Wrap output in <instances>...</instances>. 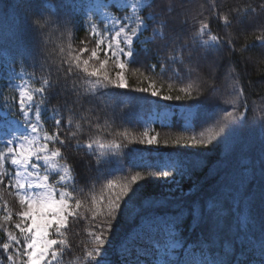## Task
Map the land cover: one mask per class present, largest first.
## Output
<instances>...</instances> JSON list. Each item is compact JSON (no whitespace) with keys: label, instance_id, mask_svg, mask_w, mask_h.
Returning <instances> with one entry per match:
<instances>
[{"label":"trees","instance_id":"obj_1","mask_svg":"<svg viewBox=\"0 0 264 264\" xmlns=\"http://www.w3.org/2000/svg\"><path fill=\"white\" fill-rule=\"evenodd\" d=\"M150 3L152 7L143 9L142 14L147 16L152 12L155 20L149 19V27L142 36L147 41L136 45V55L127 64L128 88L112 89L108 95L92 98L86 93L78 95L66 91L63 75L57 71L64 60L86 47L81 41H93L87 31L89 15L85 1L0 0V70L19 74L35 88L44 80L52 81L56 86L45 95L43 125L51 134L57 131L55 120L48 119L56 109V118L63 117L59 129L61 137L75 133L77 138L62 151L74 169L76 183L71 187L73 195L82 201L83 218L68 223L61 264H73L75 258L85 257L94 246L90 233L101 226L102 217L94 221L92 211L99 210L101 198L119 191L126 182L125 176L130 178L135 171H140L143 179L138 181L140 187L135 201L114 223L111 233L114 255L132 233L142 229L143 216L173 215L180 210L178 204L188 209L180 228L182 242L195 245L207 229L193 230L191 207L203 205L215 195L217 181L225 171H231L244 159L256 160L264 152V43L258 39L264 37V0H150ZM40 7H46L53 19L61 22L69 19L71 23L67 27L53 24L46 34L38 37L29 25V10ZM223 16H228L229 24L223 22ZM202 23L209 24V35L219 38L211 47L194 39ZM181 45L185 48L182 62L172 63L162 74L160 60L171 57L173 49ZM87 54L85 52L83 58H87ZM152 65H156L154 71ZM73 82L79 93L91 87L90 82L77 77L68 81L69 87ZM139 88H149V92L135 91ZM153 89L160 95L151 96ZM236 90L241 93L238 100ZM163 95H171L173 99L165 101L161 98ZM177 96L179 100L175 99ZM4 97H0V105ZM37 100L39 102L38 97ZM180 107L193 110L189 116L176 115ZM164 108L172 109L173 116L166 125L152 127L158 143L151 148L139 144L149 116ZM228 112L232 115H227ZM242 112H247L248 119L238 123ZM68 120L72 121L70 126ZM203 121L208 123L203 124ZM221 125H231L226 127L230 133L227 139L209 142V136ZM193 136L204 140L205 144L194 145ZM77 140L80 143L89 140L104 144L124 142L123 151L128 152L129 148L133 151L126 156L97 149L92 153L75 147ZM97 159L104 162L102 168H97ZM170 159L194 162L197 166L191 178L177 175L174 179H163L136 167L152 161L162 166ZM107 179L113 180V188L107 187ZM168 181L173 191L165 194ZM249 195L253 197L249 207H245L243 201L239 205L232 200L227 202L223 235L225 239L234 238L238 217L253 216L254 223L242 234L251 254L262 238L260 224L264 220V202L260 200L258 185L251 188ZM93 197L95 204L91 202ZM156 201L165 203L156 207L153 206ZM6 240L0 232V244ZM188 259L192 264H211L212 256L197 247V250L189 248L184 252L181 264H186ZM0 260H3L1 254Z\"/></svg>","mask_w":264,"mask_h":264},{"label":"snow or ice","instance_id":"obj_2","mask_svg":"<svg viewBox=\"0 0 264 264\" xmlns=\"http://www.w3.org/2000/svg\"><path fill=\"white\" fill-rule=\"evenodd\" d=\"M151 7L152 3L149 0H101L95 5L96 14L89 15L86 19L87 31L93 38L95 47L91 49L82 47L77 55L70 56L62 62V67L57 71L63 75L64 89L76 92L78 95L86 93L96 98L108 95L112 89L128 88L123 70L136 55V44L148 29L149 19L155 20L152 12L147 16L142 14L143 9ZM108 8L116 9L122 14L102 11ZM129 8L131 14L128 12ZM29 13V25L38 37L46 34L47 29L53 24L60 23L62 27H67L71 23L69 19L62 22L58 18L53 19L46 7H40L35 11L29 10ZM221 19L226 25L230 23L228 16H223ZM209 28V24L202 23L194 39H199L201 43L211 47L219 42V38L216 35L208 36ZM205 37L208 39L205 40ZM258 39L264 43V37ZM84 43L85 41H81V44ZM184 51L183 45L179 49L174 48L173 55L166 57L165 63L160 66L161 73L167 70L168 63H181ZM85 52L89 53L87 58H83ZM110 61L118 69L115 72V79L106 68ZM151 67L154 71L156 65ZM73 77L90 82L91 87L85 89L84 93H79L74 82L69 87L68 81ZM55 86L52 81L44 80L40 87L31 90L27 96L21 90L18 98H14L11 102L4 101V104L8 105L9 112L18 109L19 116L22 117V121H16L17 126L9 124L7 131L0 130V144L6 149L0 150V169H4L0 174V183L7 178L9 184L6 186L15 189L22 205V210L19 212L20 222L14 225L18 234L8 231L6 242L0 244V254L5 255L7 264H61L63 253L56 246L63 248L66 241L52 237L63 236L70 220L83 218L80 213L82 201L78 196L73 195L74 189L71 187L76 183L74 169L62 151L71 140L77 139L75 133L70 137H61L59 129L63 117L56 118L57 110L53 109L52 118L55 120L57 131L51 135L46 132L43 136L40 135L45 95ZM135 91L148 93L149 88H139ZM150 94L157 97L160 92L153 89ZM240 94L239 90L235 91L237 100ZM161 98L165 101L173 99L171 95H163ZM175 99L179 100L180 97L177 96ZM227 115L231 116L232 113L228 112ZM247 119V112H243L238 118V123H244ZM67 123L70 126L72 121L68 120ZM202 123L206 124L208 121ZM20 126L24 127V131H20ZM226 127L231 125H221L213 136H209V142L215 140L219 143L227 139L230 133L226 131ZM143 137L139 140L140 144L151 146L158 143L157 137L149 136L147 131L143 133ZM192 141L194 145L205 144L204 140H196L195 136L192 137ZM96 146L101 152L116 156H126L128 152L133 151L129 148L128 152H124L126 147L124 142L104 144L89 140L81 144L77 140L76 144L78 149L85 148L92 153H95ZM215 146L216 144H213V147ZM103 164V161L97 159V168H102ZM12 166L14 171L9 172L8 167ZM196 166L191 161L171 159L162 166L156 161L136 165L148 175L163 179L169 177L174 179L177 175L191 178ZM141 179L143 177L140 171H135L130 178L126 175V182L119 187V191L110 192L107 197H102L99 210L92 211L94 221L99 217L102 219H100L101 226L90 233L95 246L86 252L87 264H113L109 257L112 229L117 218L124 214L130 203L135 201L138 195L137 189L140 187L138 181ZM217 184L215 195L210 196L203 205L195 204L191 207L193 230L207 229L202 239H198L195 245H185L182 242L180 228L188 214V209L181 208L178 204L180 210L173 215L143 216L141 232L116 253L117 264H156L161 249L170 251L176 257L169 259L167 264H181L184 252L189 248L197 250V247L201 252L205 250L209 252L212 256L211 264H264V220L260 224L262 238L254 253L250 254L249 247L242 238V234H245L254 223L253 216L238 217V228L234 238L225 239L223 235L229 200L235 201L237 205L243 201L245 207H249L253 199L249 195L250 190L254 185H258L260 200L264 202V152L256 160L244 159L231 171H225ZM113 186V180L107 179V187L111 189ZM70 201L74 202V207ZM91 202L97 203L95 197ZM163 203L165 201H156L153 206L158 207ZM257 252L259 258H256ZM0 264H5V261L0 260Z\"/></svg>","mask_w":264,"mask_h":264},{"label":"rangeland","instance_id":"obj_3","mask_svg":"<svg viewBox=\"0 0 264 264\" xmlns=\"http://www.w3.org/2000/svg\"><path fill=\"white\" fill-rule=\"evenodd\" d=\"M84 1H85L87 13L90 15H95L96 14L95 13V5L99 4L101 2V0H84ZM149 2H150V0H149ZM102 11H106V12L116 14V15L122 14L121 12H118L116 9H113V8L103 9ZM128 12H129V14H131L130 8H129ZM208 36H211V35H209V32H208ZM204 39L206 40V39H208V37H205ZM145 41H147V39L145 37H141V40L139 42H137L136 45H138L139 43L145 42ZM203 45H205V44H203ZM85 46L89 49L95 47L94 41L91 40V41L85 42ZM205 46H208V45H205ZM87 55H89V53ZM161 61L162 60H160V63H159L160 66L165 63V60L162 62ZM171 64L172 63L167 64V70L172 67ZM106 68L109 70V74L111 75V77L113 79H115V72L118 69L113 66L111 61L109 62L108 65H106ZM123 74H124V78L127 82V64L123 70ZM16 78H20V79L18 80ZM33 89H35V88L31 87L30 83L26 79H24L23 77L18 76L17 74L13 75L10 72H8L6 69L0 70V97H3V95H5V97L1 103L3 106V109L1 110L0 130L7 131L9 124H11L12 126H17L16 121H22V117L19 116L18 109H13V111L10 112V115H7L8 105L4 104V101L11 102L14 98H18V94L21 90H23L25 92V95L27 96L28 94H30L31 90H33ZM7 91H9L10 93H8ZM192 110H193V108L180 107L178 109V111L176 112V115L183 114V115L189 116ZM172 116H173L172 109L170 110V109L164 108L160 111L153 112L146 121V130L145 131L148 132L149 136H153L152 127L155 124L166 125L169 122V120L172 118ZM52 117H53V115L51 114V116H49V118L53 119ZM40 129H41V131H40L41 136H43L45 132L48 133L49 135H51L49 130L45 129L43 127L42 121L40 123ZM20 131H24L23 126H20ZM25 134H28V133H25ZM141 138H144L143 135ZM81 144H83V143H81ZM142 145L147 147V148L154 147V145H151V146H149L147 144H142ZM49 147H52V145H49ZM75 147H76V145H75ZM81 149H85V148H81ZM96 149L100 150L98 146H96ZM0 150H6V149H4V146L2 144H0ZM85 150H87V149H85ZM87 151H89V150H87ZM61 163H63V161H61ZM8 171L13 172L14 166L8 167ZM3 172H4V169H0V174H2ZM12 183H14V181H12ZM69 183H71V182H69ZM8 184H9V180L7 178H5L2 183H0V232H2L4 234V237L6 239H7V232L8 231H11L13 234H18V230L15 229L14 225L16 223L20 222L19 212L22 210V205L20 204L19 195L16 193V191L13 187L6 186ZM172 191H173L172 183L170 181H168L167 185L164 189V192H165V194H169ZM70 203L73 204V207L75 206L72 201H70ZM5 217H9V218L5 219ZM141 230L142 229L137 230L136 232L131 234L129 236V238L119 247L118 251L122 250L123 247L127 244V242L132 240L133 238H135L137 236V234L139 232H141ZM52 238L64 239L66 241V232H64L63 236H60V237L53 236ZM94 246H95V244H94ZM56 247L59 248L62 253L66 250V245L63 248H60V246H56ZM1 255L3 256V260L5 261V264H7L5 255H3V254H1ZM109 257L112 260L113 264H117L118 257L116 258V255H114V253L112 251V243H111V246L109 247ZM169 259H176V257H174L170 251L166 252L165 250L161 249V251L159 252V258H158L156 264H167V261ZM73 264H87L86 254H85V257L81 256L79 258H75ZM186 264H191V263H186Z\"/></svg>","mask_w":264,"mask_h":264}]
</instances>
